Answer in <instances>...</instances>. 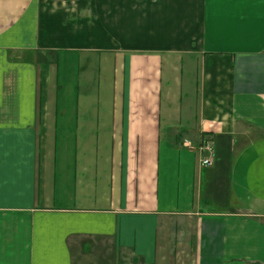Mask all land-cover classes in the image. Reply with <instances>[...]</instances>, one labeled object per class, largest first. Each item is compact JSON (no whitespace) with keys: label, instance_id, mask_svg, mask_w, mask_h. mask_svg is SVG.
Listing matches in <instances>:
<instances>
[{"label":"crops","instance_id":"0c3cea01","mask_svg":"<svg viewBox=\"0 0 264 264\" xmlns=\"http://www.w3.org/2000/svg\"><path fill=\"white\" fill-rule=\"evenodd\" d=\"M90 263L264 264V0H0V264Z\"/></svg>","mask_w":264,"mask_h":264},{"label":"built area","instance_id":"2783aa9c","mask_svg":"<svg viewBox=\"0 0 264 264\" xmlns=\"http://www.w3.org/2000/svg\"><path fill=\"white\" fill-rule=\"evenodd\" d=\"M202 151L204 153L200 159V165L204 167L211 166L215 158L214 145L211 139H207L206 143L202 147Z\"/></svg>","mask_w":264,"mask_h":264},{"label":"rangeland","instance_id":"374dc122","mask_svg":"<svg viewBox=\"0 0 264 264\" xmlns=\"http://www.w3.org/2000/svg\"><path fill=\"white\" fill-rule=\"evenodd\" d=\"M104 253H106V251ZM90 264H92V263H90Z\"/></svg>","mask_w":264,"mask_h":264}]
</instances>
